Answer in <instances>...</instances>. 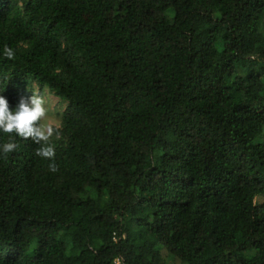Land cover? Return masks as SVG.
Segmentation results:
<instances>
[{"label":"trees","instance_id":"trees-1","mask_svg":"<svg viewBox=\"0 0 264 264\" xmlns=\"http://www.w3.org/2000/svg\"><path fill=\"white\" fill-rule=\"evenodd\" d=\"M32 83L66 109L0 133V264H264V0H0Z\"/></svg>","mask_w":264,"mask_h":264},{"label":"clouds","instance_id":"clouds-1","mask_svg":"<svg viewBox=\"0 0 264 264\" xmlns=\"http://www.w3.org/2000/svg\"><path fill=\"white\" fill-rule=\"evenodd\" d=\"M4 55L8 59L14 57L11 48H4ZM45 101L42 95L32 92L31 96L21 97L12 108L9 106L8 99L0 94V133L12 134L22 137L25 140L32 139L34 143L47 142L56 132V129L48 124L39 123L46 115ZM0 144V153L8 154L15 151L18 145L15 142ZM44 158H51L54 149L51 146L40 147L36 153ZM55 171L54 165L50 166Z\"/></svg>","mask_w":264,"mask_h":264},{"label":"rangeland","instance_id":"rangeland-1","mask_svg":"<svg viewBox=\"0 0 264 264\" xmlns=\"http://www.w3.org/2000/svg\"><path fill=\"white\" fill-rule=\"evenodd\" d=\"M32 92H37L43 96L45 101L46 115L40 123L42 125H52L54 128H57L60 124L61 116L66 109V103L59 100L55 97L48 89L40 88L36 83H32L30 86ZM163 255L166 253L163 251ZM168 264H178L176 261L172 260L170 257L166 256Z\"/></svg>","mask_w":264,"mask_h":264}]
</instances>
